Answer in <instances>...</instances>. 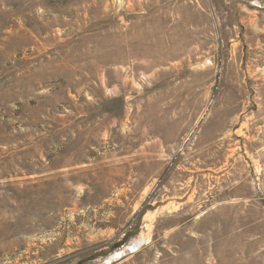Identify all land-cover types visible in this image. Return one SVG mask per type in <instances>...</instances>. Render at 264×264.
I'll return each instance as SVG.
<instances>
[{
  "label": "rangeland",
  "instance_id": "rangeland-1",
  "mask_svg": "<svg viewBox=\"0 0 264 264\" xmlns=\"http://www.w3.org/2000/svg\"><path fill=\"white\" fill-rule=\"evenodd\" d=\"M0 264H264V0H0Z\"/></svg>",
  "mask_w": 264,
  "mask_h": 264
}]
</instances>
